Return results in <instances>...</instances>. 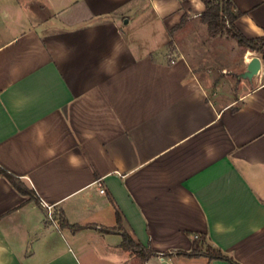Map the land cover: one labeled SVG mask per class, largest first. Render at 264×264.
<instances>
[{
	"label": "crops",
	"instance_id": "obj_1",
	"mask_svg": "<svg viewBox=\"0 0 264 264\" xmlns=\"http://www.w3.org/2000/svg\"><path fill=\"white\" fill-rule=\"evenodd\" d=\"M233 2L239 30L264 36V0ZM205 10L0 1V168L32 192L0 176V264H264V71L238 99L209 96L197 54L224 36ZM244 55L246 69L259 57ZM123 232L156 254L124 249ZM196 236L227 260L191 256Z\"/></svg>",
	"mask_w": 264,
	"mask_h": 264
},
{
	"label": "trees",
	"instance_id": "obj_2",
	"mask_svg": "<svg viewBox=\"0 0 264 264\" xmlns=\"http://www.w3.org/2000/svg\"><path fill=\"white\" fill-rule=\"evenodd\" d=\"M206 5V10L201 15V21L207 28L209 35L212 38L218 36H227L234 39L240 47H243L251 52H256L263 55L264 59V36L260 37H247L242 33L236 25V21L244 14L237 10L233 0H203ZM187 22V16L184 15L181 21L171 29L170 34L173 36L174 32L184 27ZM173 41L168 44L169 47H173ZM0 176L6 178L14 187L24 196H31V193L25 186L13 175L6 170L0 168ZM32 197V196H31ZM117 222L120 225L122 223V216L117 212ZM62 226L70 228L73 231L80 230L82 227L70 225L65 219L62 220ZM105 232H110L106 230ZM122 247L126 250L132 251L137 254L143 260L148 256L156 254L154 251L144 249L141 245L137 244L134 239L127 233L123 232ZM196 245L191 256L205 255L210 258H219L227 260L221 251L212 248L207 244L204 237L196 236Z\"/></svg>",
	"mask_w": 264,
	"mask_h": 264
},
{
	"label": "rangeland",
	"instance_id": "obj_3",
	"mask_svg": "<svg viewBox=\"0 0 264 264\" xmlns=\"http://www.w3.org/2000/svg\"><path fill=\"white\" fill-rule=\"evenodd\" d=\"M35 7L37 6L35 5ZM188 27L190 28H188L189 30L187 32L193 31L197 32L198 34L201 29V25L196 23ZM157 28L159 34L162 35V27L157 25ZM222 38L225 39L223 40ZM222 38L217 39L219 43H208L211 44L210 49L207 43H205L209 49L208 54L205 50H202L203 53L200 52L199 54H197V57L201 58L200 64L197 65V70L201 72L200 78L203 80L209 96L217 104H227L235 99H238L243 93L247 92L254 86L251 85L248 80H242L240 78V75L246 70V66L244 65V54L246 49L243 47L238 49L235 44L227 41L231 40L227 36H224ZM171 40L174 41L173 36H170V41ZM186 41L188 42V45L190 43L191 45L195 44L197 46L200 44V42H206L204 38L200 39L199 37L193 39H189L187 37L176 38L177 44H179V46H181L182 48L186 47ZM171 49L172 47L168 46V50L171 51ZM196 49L197 51H199V47H197ZM256 54L262 59V71H264L263 55L259 53ZM224 67H226V69H223ZM257 77H259V75L253 79L254 82L256 81Z\"/></svg>",
	"mask_w": 264,
	"mask_h": 264
},
{
	"label": "water",
	"instance_id": "obj_4",
	"mask_svg": "<svg viewBox=\"0 0 264 264\" xmlns=\"http://www.w3.org/2000/svg\"><path fill=\"white\" fill-rule=\"evenodd\" d=\"M128 24V21L125 22ZM262 71V60L259 57H253L248 64V67L244 73L240 75L241 79L253 80Z\"/></svg>",
	"mask_w": 264,
	"mask_h": 264
},
{
	"label": "built area",
	"instance_id": "obj_5",
	"mask_svg": "<svg viewBox=\"0 0 264 264\" xmlns=\"http://www.w3.org/2000/svg\"><path fill=\"white\" fill-rule=\"evenodd\" d=\"M105 191L104 190H101V193H104ZM51 208L49 207V210H50ZM49 216H50V218H52V213L51 212H49Z\"/></svg>",
	"mask_w": 264,
	"mask_h": 264
}]
</instances>
